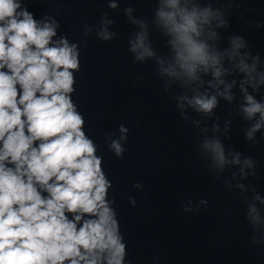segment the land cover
<instances>
[{
	"label": "clouds",
	"instance_id": "obj_1",
	"mask_svg": "<svg viewBox=\"0 0 264 264\" xmlns=\"http://www.w3.org/2000/svg\"><path fill=\"white\" fill-rule=\"evenodd\" d=\"M31 2L0 0V264H129L115 197L109 195L113 183L73 99L82 45L58 35L54 16L37 19L27 7ZM121 2L106 0L111 10ZM146 2L155 5L151 19L136 16L133 7L122 10L135 29L127 40L132 63L154 64L181 119L198 130L195 146L205 169L225 192L239 193L250 242L264 247V195L249 180L257 176L258 161L224 143L231 139L234 115L247 124V141L255 145L257 133L264 136V60L241 35H229L222 46L221 31L230 28L237 0ZM115 23L103 13L96 39H115ZM93 29L83 25L85 40ZM153 29L164 39L165 54L153 47ZM221 101L234 105L223 125L216 115ZM117 131L118 137L106 132L105 140L122 160L129 128L120 124ZM129 202L135 207V198ZM187 203L184 212L200 210ZM198 203L208 206L206 199Z\"/></svg>",
	"mask_w": 264,
	"mask_h": 264
}]
</instances>
